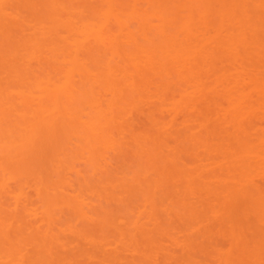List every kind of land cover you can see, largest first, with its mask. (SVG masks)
Returning <instances> with one entry per match:
<instances>
[{
	"label": "rangeland",
	"instance_id": "obj_1",
	"mask_svg": "<svg viewBox=\"0 0 264 264\" xmlns=\"http://www.w3.org/2000/svg\"><path fill=\"white\" fill-rule=\"evenodd\" d=\"M0 264H264V0H0Z\"/></svg>",
	"mask_w": 264,
	"mask_h": 264
}]
</instances>
